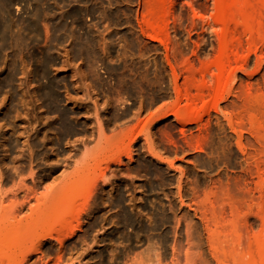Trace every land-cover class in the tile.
Here are the masks:
<instances>
[{
    "label": "rangeland",
    "instance_id": "obj_1",
    "mask_svg": "<svg viewBox=\"0 0 264 264\" xmlns=\"http://www.w3.org/2000/svg\"><path fill=\"white\" fill-rule=\"evenodd\" d=\"M94 153L21 264H264V0H0V206Z\"/></svg>",
    "mask_w": 264,
    "mask_h": 264
},
{
    "label": "bare ground",
    "instance_id": "obj_2",
    "mask_svg": "<svg viewBox=\"0 0 264 264\" xmlns=\"http://www.w3.org/2000/svg\"><path fill=\"white\" fill-rule=\"evenodd\" d=\"M115 137L116 136H114V138ZM111 138H113V136ZM111 138H109L107 141L102 140L104 143L106 142L107 144H110L107 145V148L104 147V151L110 149L109 146L112 148V146L115 144L114 141H118L119 139V137H116V139L113 138L111 140L113 141L112 143L110 142ZM106 139L108 138L106 137L105 140ZM118 146L114 145V147H117L116 152H119ZM98 147H100V144ZM98 147L96 152L99 150ZM120 148L122 149L123 147ZM129 151L131 150H128V152ZM109 154L111 156V153ZM93 155L96 154L94 153ZM114 156L115 158L113 157L114 159H112V161L118 163L120 156L117 154H114ZM92 160V164H88V162H86L87 160L83 161L72 171L71 174L60 180L58 187H50L45 193H43L38 201L37 208H39L38 211L42 207L44 208L39 212L37 211L38 213H36V211H32L34 214L30 213L26 218L21 217L16 219L14 214L16 202H11V204L5 207L0 206V264H21L22 261L27 259V256L30 253L38 250L41 239L49 235L51 231L59 233L61 230L69 229V233L66 237H70L74 231L78 229L77 226L73 225V221H76L80 214L84 211L88 200L92 195V188L93 186L95 187V181H97L96 169L98 164L102 161L105 162L106 157L97 154L95 159L92 157ZM102 177L103 174H101V178ZM59 200H65L68 204V208L62 213L60 218L48 222L49 225H47V227H43L42 224L45 223L49 218L51 207L58 205L57 201ZM18 204V206L21 207L22 203ZM34 240L35 242H33ZM62 240H57V243H62ZM26 244H28V249L24 252L21 258H18L16 251L21 246Z\"/></svg>",
    "mask_w": 264,
    "mask_h": 264
},
{
    "label": "trees",
    "instance_id": "obj_3",
    "mask_svg": "<svg viewBox=\"0 0 264 264\" xmlns=\"http://www.w3.org/2000/svg\"><path fill=\"white\" fill-rule=\"evenodd\" d=\"M214 46V40H208L202 46L200 53L203 55L204 53H211Z\"/></svg>",
    "mask_w": 264,
    "mask_h": 264
}]
</instances>
